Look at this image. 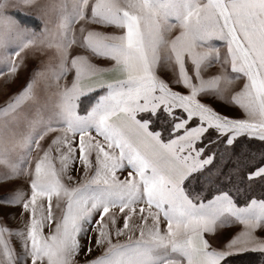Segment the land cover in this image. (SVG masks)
I'll return each mask as SVG.
<instances>
[{
	"label": "snow or ice",
	"instance_id": "6c2138e0",
	"mask_svg": "<svg viewBox=\"0 0 264 264\" xmlns=\"http://www.w3.org/2000/svg\"><path fill=\"white\" fill-rule=\"evenodd\" d=\"M0 78V264H264V0H0Z\"/></svg>",
	"mask_w": 264,
	"mask_h": 264
},
{
	"label": "rangeland",
	"instance_id": "374dc122",
	"mask_svg": "<svg viewBox=\"0 0 264 264\" xmlns=\"http://www.w3.org/2000/svg\"><path fill=\"white\" fill-rule=\"evenodd\" d=\"M24 80V75L23 73H21L19 75V77L15 80V82H13L12 84L9 85V93L15 92L19 89L20 85L23 83ZM0 82H2V78H0ZM5 97H3L2 95H0V103L3 102V99ZM6 189L4 187H0V195H3L5 193ZM8 223H10L13 226H19L20 225V220L17 219L15 221H9ZM227 232L228 231H235L236 229L228 226L227 227ZM250 257H253L251 255L248 254H238L237 256H235L233 258L232 264H241V263H245L247 262V260L249 261ZM240 261V262H239Z\"/></svg>",
	"mask_w": 264,
	"mask_h": 264
},
{
	"label": "crops",
	"instance_id": "0c3cea01",
	"mask_svg": "<svg viewBox=\"0 0 264 264\" xmlns=\"http://www.w3.org/2000/svg\"><path fill=\"white\" fill-rule=\"evenodd\" d=\"M227 227L224 229L225 232H227ZM238 230V229H236ZM252 257H250L249 261L245 262V263H241V264H252V262L256 259V257L253 256V259H251ZM240 262V261H239Z\"/></svg>",
	"mask_w": 264,
	"mask_h": 264
},
{
	"label": "trees",
	"instance_id": "16d2710c",
	"mask_svg": "<svg viewBox=\"0 0 264 264\" xmlns=\"http://www.w3.org/2000/svg\"><path fill=\"white\" fill-rule=\"evenodd\" d=\"M251 259H253V257H252ZM247 261H248V260H247Z\"/></svg>",
	"mask_w": 264,
	"mask_h": 264
}]
</instances>
